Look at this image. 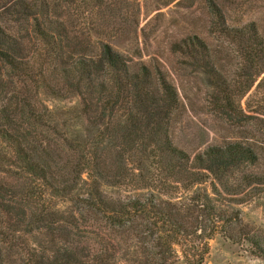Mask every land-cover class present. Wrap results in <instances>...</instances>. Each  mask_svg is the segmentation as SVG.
<instances>
[{"label":"rangeland","instance_id":"obj_1","mask_svg":"<svg viewBox=\"0 0 264 264\" xmlns=\"http://www.w3.org/2000/svg\"><path fill=\"white\" fill-rule=\"evenodd\" d=\"M51 1L61 8L64 5V0ZM5 2L0 0V5ZM216 3L229 26L254 23L261 45H253L248 33L220 32L206 0H104L100 7L104 22L96 8L85 14L72 11L71 28L81 36L94 24L99 34L91 37L89 48L93 52L100 42H107L132 67L145 62L163 68L178 97V109L168 122V138L190 163L210 146L237 141L255 150V164L241 163L218 171L220 183L215 174L201 171L202 182L196 183L180 173L165 171L167 163L175 159L164 157L159 162L157 156H130L125 160L127 174L119 183L111 182V178L96 180L101 198L91 207L82 201L90 185L86 172L71 191L58 192L69 178V165L63 156L48 167L49 189L26 171L25 161L0 139V195L10 196L16 213L12 217L19 220L13 237L2 241L1 233L6 230L2 221L7 216L4 205H0L4 264H28L29 251H35L32 258L60 259L71 249L88 258L97 249L104 258L101 264H149L155 248L150 241L139 240L148 237L147 228H125L133 214L127 204L135 199L169 201L178 208L179 217L196 224L197 219L201 221L199 205L208 203L206 195L219 220L202 264H264V193L257 188L261 185L252 184L254 180L264 182V54H255L264 48V0ZM8 24L16 27L12 22ZM193 35L206 44L208 52L182 44L181 50H174L175 42ZM194 48L196 51L191 52ZM17 99L18 105L12 98V108L22 109L21 93ZM32 103L36 112L45 114L43 121L62 137L83 138L87 127L95 131L77 95L57 96L41 87ZM116 150L110 149V157ZM122 209L132 213L120 214ZM173 250L166 264H188L182 245H175Z\"/></svg>","mask_w":264,"mask_h":264},{"label":"trees","instance_id":"obj_2","mask_svg":"<svg viewBox=\"0 0 264 264\" xmlns=\"http://www.w3.org/2000/svg\"><path fill=\"white\" fill-rule=\"evenodd\" d=\"M103 1L64 0L65 11L51 0H7L0 5V139L15 151L17 158L25 161L26 171L40 178L50 189L48 167L64 156L69 165L66 173L69 178L65 184L62 182L58 192L71 191L80 175L86 172L90 185L82 201L93 207L101 198L95 187L96 180L111 178V182L119 183L127 174L125 160L130 156H157L161 158L159 162L164 157L175 159L178 164L168 162L165 171L180 173L196 183L202 182L201 171L215 174V180L220 183L218 171L241 163L255 164V150L237 141L210 146L197 153L193 163L182 150L173 146L168 138V122L178 109V97L163 68L145 62L132 67L124 55L107 42H100L93 52L89 48L91 37L99 34L94 24L81 36L73 33L72 11L85 14L96 8L104 22V10L100 8ZM206 6L217 19L214 24L220 26V32L248 33L253 45H261L254 23L229 26L216 0H206ZM181 44L208 52L206 44L196 35L175 42L174 50H181ZM261 53L264 54L263 47L255 54L260 56ZM41 87L57 96L77 95L81 110L88 124L96 126L95 131L87 127L85 136L80 139L59 135L43 121L45 114L36 112L32 103L33 95ZM18 93L22 94V109L12 108V98L18 105ZM112 148L117 150L110 157ZM252 184L261 185L257 188H262L264 193V182L254 180ZM205 200L207 205L198 207L202 213L201 221L197 219L196 224L179 217L178 208L169 201L135 199L127 204L133 214L125 228L133 230L138 225L144 226L149 235L139 240L150 241L155 248L151 260L147 261L149 264H166L175 245L183 246L188 264H202L209 251L208 241L217 233L219 220V216L212 213L214 206L207 195ZM0 205H4L7 216L2 221L6 229L1 233L2 241L10 240L19 223L18 218L12 217L16 214L14 202L10 196L0 195ZM122 210L120 214H127V209ZM13 219L15 221H11ZM2 250L0 247V264H4ZM78 251L68 250L60 259L32 258L35 251H29L28 264H101L104 260L97 249H93L95 253L89 258Z\"/></svg>","mask_w":264,"mask_h":264}]
</instances>
